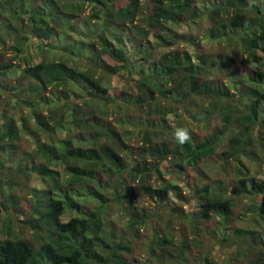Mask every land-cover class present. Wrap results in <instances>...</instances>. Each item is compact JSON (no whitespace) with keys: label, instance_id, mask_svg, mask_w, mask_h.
<instances>
[{"label":"trees","instance_id":"trees-1","mask_svg":"<svg viewBox=\"0 0 264 264\" xmlns=\"http://www.w3.org/2000/svg\"><path fill=\"white\" fill-rule=\"evenodd\" d=\"M116 1L0 0V102L6 105L0 110V219L16 218L32 234L31 240L13 236L4 223L0 264H264V182L249 185L240 168L244 157L254 161L250 152L264 162V119L247 115L222 142L230 120L245 114L247 98L264 106V0H215L208 13L209 39L226 43L221 54L242 55L236 66L230 56L225 62L228 84L187 50L167 52L149 73L137 72L120 46L126 27L149 39L152 23L160 28L167 19H197L200 0H147L144 7L136 0V11L121 20L111 11ZM89 3L101 14L86 20ZM47 33L53 38L38 44L39 61L32 63L25 40ZM241 66L250 72L233 80ZM116 76L132 85L108 99L105 81ZM235 86L247 92L240 97ZM181 108L186 117L176 131L193 127L189 120L210 128L221 118L227 126L211 136L186 130L189 139L181 144L176 131L159 126ZM24 139L33 141L34 152H19L26 150ZM212 159L237 171L236 180H206L202 167ZM166 163L174 165L170 173L184 176L189 192L167 177ZM60 166L71 177L68 189ZM19 173L48 185L27 192L31 215L24 219ZM193 204L197 210L184 207ZM79 206L89 212L62 221ZM117 206L128 217L126 227L113 218Z\"/></svg>","mask_w":264,"mask_h":264},{"label":"rangeland","instance_id":"rangeland-1","mask_svg":"<svg viewBox=\"0 0 264 264\" xmlns=\"http://www.w3.org/2000/svg\"><path fill=\"white\" fill-rule=\"evenodd\" d=\"M39 1L40 0H38V3H41ZM140 1H141L140 3L141 7H144L143 5L146 4L147 0H140ZM18 2L22 3L23 0L22 1L18 0ZM215 2H216L215 0H200L199 8L201 9L202 15L195 20L187 19V17L182 18L181 20H178L176 22L172 21V19H167V21L164 22V25L160 28H157L154 25V23H152L150 28L152 26H154V28L151 29V31L153 32L150 34L149 39L136 38V34L133 33V28H131V26L126 27L125 29H122L121 31L119 30L120 33H122V37H123L120 43V46L124 48L126 52L128 53V56L130 57L131 62L133 66L135 67V70L137 72H143L147 74L149 73V68L154 63H158L160 57L164 55L165 53L170 52L172 50H180V51L187 50L192 55L193 61H195L196 63L198 62L200 63L199 66H201V68L202 67H206V68L212 67V71H215L219 76H222L224 78L225 76H228L227 69L229 68V65H227L225 62L229 60L230 57L232 59L234 58L233 61L235 62V66H236V62L242 58V55H240L238 52L232 49L228 51L227 53L224 52L223 54H221L220 51H221V48H223L221 46H224L226 43L225 42L220 43L218 41H213L209 39L208 31L211 27V24L209 21L208 13L211 10V8L215 6L214 5ZM149 6H150V11L152 13L153 12L155 13L156 4L149 3ZM136 8H137L136 0H118L113 4L111 11L114 13L115 17L118 18V20H121V17H124L126 13L128 12H130L131 14L134 13L136 11ZM96 14H101L100 8L94 7L92 3L85 5V9L82 15H84L86 20L88 19V17L94 16ZM138 18H140V16ZM78 19H80V16L75 18V20H78ZM28 22H30L29 25H32L31 18H28L26 20V23ZM163 28L166 29L165 33H161ZM35 30L36 32L38 31L37 29ZM115 33L116 31H113V34ZM156 36H159L160 38L156 39ZM52 38L53 37H51V35L47 33V35L39 34L36 37L32 36L28 38L27 40H25V43H26L25 47L26 49H29L32 54L29 58V60H31L32 63L39 61V56H37L38 55L37 52L39 50L38 44L39 43L48 44L50 43ZM15 43H16L15 40L14 41L12 40V42L9 44L10 46H13ZM146 51H148L149 55L145 53ZM14 54H15L14 50H9L6 53V56L11 57ZM220 55L222 56L221 59L217 57ZM235 71L237 73L234 72V75L232 76L233 80H238L239 76H241V73L243 72H247V73L250 72L248 68L246 69V68H243L242 66L240 69L236 68ZM223 80L225 81L226 84L231 82L229 77ZM105 85L109 89L108 99L111 98L113 100L114 99L116 100V96H119L120 94H122L123 91L127 90L128 86L129 85L131 86L132 84L127 85L124 79L116 76V77H112L111 80L109 81H105ZM242 91L245 94L247 92V88L243 86L242 87L235 86V90L233 92H236V94H239L241 97ZM165 99L168 102H171V103L174 102V99H172L171 97L165 98ZM245 103H247V105H244L245 114L242 116H238L237 119L235 120H230L231 127L228 126L229 129L227 130V133L223 135L224 140L222 142L224 144L228 140L227 136L229 132H231L232 130H236L237 125H238L237 122L239 120L241 124H245V122H242V120H245L247 115L250 116L251 119H254V116L256 117V113L259 119L261 118L264 119V106L262 107V106H259L258 103L256 104V97L250 96L249 98L246 99ZM114 104H115L114 102L110 101V106H113ZM182 105H186V104L182 103ZM4 106L6 105H5V102L2 100L0 102V110L3 109ZM124 106H127V105H124ZM185 117H186L185 110L184 108H181L177 113L169 115L168 117H164L159 122V126L163 130L175 132L177 126L181 122H183V119ZM67 122H68L67 123L68 125L70 123V119H68ZM187 122H190V124H192L193 127L187 126L186 130L192 129L198 137L199 135L200 136H211V134L216 129L224 130L225 127L227 126L225 122H223V119L221 118H218L215 120L213 119L211 122L210 128H207L206 125H204L203 123L199 124L198 126V123L194 120H189ZM0 126H1V119H0ZM61 133L62 131L60 130L59 134ZM133 143H135V141ZM23 146L25 147L26 150L19 151L20 153L24 151L34 152L36 149V146L31 139H24ZM249 156H252L254 161L250 160L249 157L248 158L244 157L242 159L243 160L242 162L245 164V167L242 166L241 164H240L241 166L240 165L238 166H240L244 175L245 174L250 175L249 185L251 184L253 179L257 182H264V162L261 160L260 157H258V155L254 154L253 152H250ZM214 159L208 162H205V164L202 167L203 168L202 172L207 173L203 175L204 177H206V180L225 181L226 179L232 180L233 178H235L236 180V175H238L236 174L237 171L235 172L233 169H230V167L224 168L220 166L219 164L217 165L214 162ZM163 166L168 171L167 177L170 178L173 181V183L178 184L183 188L187 187L188 183H187V180L184 179V176H181L175 173H170L171 171L174 170L173 164L170 165V163H166ZM211 166H216L214 167L215 170L211 169ZM54 168L56 169L55 166ZM58 170L62 174L61 181H63V184L61 183V185L63 186V189H68L69 181L71 180V177L69 179V175L64 171V168L62 166L58 167ZM228 172L229 174L227 175ZM226 176H228L229 178H226ZM15 178L19 180L21 179V182L26 186V189L24 191L16 193L17 199L20 200L21 210L24 212V213L22 212L21 218L24 219L31 215V213L28 211L29 208L27 205L28 204L27 200H29V195L27 192H30L33 188L47 189L48 185L43 181V179L40 176L36 174H31V176L28 179H26L24 175H21V173H19V175H16ZM59 191L60 190H57L58 195H59ZM186 192H189L188 188H186ZM173 195L174 194H172V197ZM143 204L145 206H148L149 201L145 200ZM184 207L187 211H192L194 209L197 210L195 204L191 206L185 205ZM79 212H89V210L86 209L84 206H79L77 211L71 210L67 214L63 215L62 221L68 222L71 218L81 217L79 215ZM5 213L6 212L3 211L4 215ZM113 218L116 220H119V219L122 220L121 223H119L120 228L126 227L125 222L128 217L125 215L124 211L119 206H117L115 210L113 211ZM5 219L6 217L0 219V237L1 238L5 236L3 225L4 223H6L11 228L10 229L11 234L13 232L14 234L15 233L21 234L22 236L30 240L32 239L31 232L28 229L23 228L24 224L19 222V220H17L16 218H13V222H10L9 220L5 221ZM33 237L35 238V236Z\"/></svg>","mask_w":264,"mask_h":264},{"label":"clouds","instance_id":"clouds-1","mask_svg":"<svg viewBox=\"0 0 264 264\" xmlns=\"http://www.w3.org/2000/svg\"><path fill=\"white\" fill-rule=\"evenodd\" d=\"M176 137L178 141L182 144L189 139V135L186 130L180 129L176 131Z\"/></svg>","mask_w":264,"mask_h":264}]
</instances>
